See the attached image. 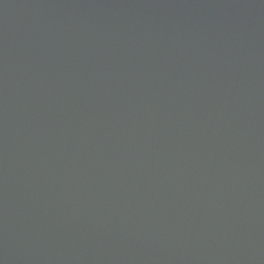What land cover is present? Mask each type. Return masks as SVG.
Returning a JSON list of instances; mask_svg holds the SVG:
<instances>
[{
  "label": "water",
  "instance_id": "95a60500",
  "mask_svg": "<svg viewBox=\"0 0 264 264\" xmlns=\"http://www.w3.org/2000/svg\"><path fill=\"white\" fill-rule=\"evenodd\" d=\"M0 264H264V0H0Z\"/></svg>",
  "mask_w": 264,
  "mask_h": 264
}]
</instances>
